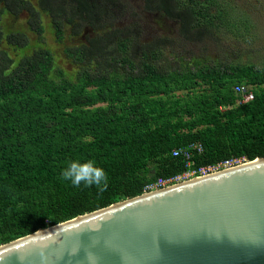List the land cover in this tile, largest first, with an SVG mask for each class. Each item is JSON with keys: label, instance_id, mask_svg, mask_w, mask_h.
<instances>
[{"label": "trees", "instance_id": "obj_1", "mask_svg": "<svg viewBox=\"0 0 264 264\" xmlns=\"http://www.w3.org/2000/svg\"><path fill=\"white\" fill-rule=\"evenodd\" d=\"M116 1L0 0V246L150 192L160 178L264 158V66L191 51L205 36L249 35L247 14L221 0H143L186 42L144 44L139 23L112 21ZM67 28L84 42L61 63L48 37L62 44ZM237 86L254 99L241 103ZM196 144L189 160L173 154ZM75 160L96 161L107 190L63 180Z\"/></svg>", "mask_w": 264, "mask_h": 264}, {"label": "water", "instance_id": "obj_2", "mask_svg": "<svg viewBox=\"0 0 264 264\" xmlns=\"http://www.w3.org/2000/svg\"><path fill=\"white\" fill-rule=\"evenodd\" d=\"M77 255H72L76 250ZM264 264V158L0 246V264Z\"/></svg>", "mask_w": 264, "mask_h": 264}, {"label": "rangeland", "instance_id": "obj_3", "mask_svg": "<svg viewBox=\"0 0 264 264\" xmlns=\"http://www.w3.org/2000/svg\"><path fill=\"white\" fill-rule=\"evenodd\" d=\"M234 8L237 12L246 13L249 20L253 23V29L244 37L239 38L228 32H221L215 39L205 36L202 43L191 44V51L197 56H208L218 58L222 61L234 63L240 60L242 64H254L257 67L264 66V0H221L223 3ZM109 10H115L116 19L113 22H119L116 26L121 29L128 30L133 23H139L137 27L141 35V42L152 43V41L159 39L160 36H170L174 39L186 44L180 38V34L175 28V24L166 21L160 15H152L145 9L143 0H117L116 4L107 7ZM122 10V11H121ZM123 12V13H122ZM72 31L67 28L66 38L62 44H58L52 37L49 38V47L54 50L57 59L64 62V49L80 45L84 42L85 32L76 37H70ZM176 40V39H175ZM174 53L178 54L179 50L175 47ZM182 51V50H181ZM241 57H239V55Z\"/></svg>", "mask_w": 264, "mask_h": 264}, {"label": "clouds", "instance_id": "obj_4", "mask_svg": "<svg viewBox=\"0 0 264 264\" xmlns=\"http://www.w3.org/2000/svg\"><path fill=\"white\" fill-rule=\"evenodd\" d=\"M61 178L65 181H71L75 187H80L83 184L85 187L95 186L99 191H105L108 187L107 172L102 167L97 166L94 160L70 162L64 168ZM78 251L77 249L72 255H77ZM87 258L94 264L95 256L93 253L89 252Z\"/></svg>", "mask_w": 264, "mask_h": 264}, {"label": "built area", "instance_id": "obj_5", "mask_svg": "<svg viewBox=\"0 0 264 264\" xmlns=\"http://www.w3.org/2000/svg\"><path fill=\"white\" fill-rule=\"evenodd\" d=\"M236 93L240 96H242V101L241 103H246V102H250L254 99V94L253 92L246 88L245 86H237L235 88ZM192 150H198V151H202V146L201 145H193L190 146L186 149L183 150H176L173 152L174 156H178L180 154H182L187 160H189L191 158L192 155ZM244 162L242 160H237V159H233V160H228L225 161L221 164H218L217 166H209V167H204L199 169L198 173L200 176H205L208 175L210 173H214L223 169H229V168H233L235 166H238L240 164H243ZM196 171H189L184 173V175H180V176H176L174 178L165 180L160 178L157 182L147 186V190L148 191H154V190H158L164 187H167L169 185L175 184V183H180L186 180H189L193 177H196Z\"/></svg>", "mask_w": 264, "mask_h": 264}, {"label": "flooded vegetation", "instance_id": "obj_6", "mask_svg": "<svg viewBox=\"0 0 264 264\" xmlns=\"http://www.w3.org/2000/svg\"><path fill=\"white\" fill-rule=\"evenodd\" d=\"M102 3V2H101Z\"/></svg>", "mask_w": 264, "mask_h": 264}]
</instances>
